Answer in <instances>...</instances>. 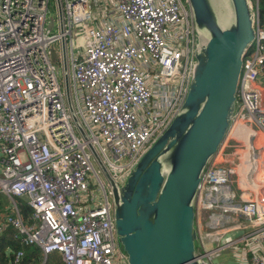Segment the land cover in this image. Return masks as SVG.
<instances>
[{"label": "built area", "instance_id": "obj_1", "mask_svg": "<svg viewBox=\"0 0 264 264\" xmlns=\"http://www.w3.org/2000/svg\"><path fill=\"white\" fill-rule=\"evenodd\" d=\"M252 1L255 39L229 131L246 115L264 134L256 86L264 24L260 0ZM49 3L0 0V194L10 199L9 211H0V237L19 245L7 247L9 264L32 261L24 247L40 250L41 264L53 253L62 264H128L102 167L123 184L182 104L196 63L190 3L55 0L54 14ZM228 134L202 175L195 208L207 228L197 229V250L216 264L238 246L237 264H264V198L242 199L233 189L231 155L223 152ZM15 197L24 198L28 216Z\"/></svg>", "mask_w": 264, "mask_h": 264}, {"label": "water", "instance_id": "obj_2", "mask_svg": "<svg viewBox=\"0 0 264 264\" xmlns=\"http://www.w3.org/2000/svg\"><path fill=\"white\" fill-rule=\"evenodd\" d=\"M189 3L196 63L182 104L123 184L102 167L111 184L118 243L128 264H209L197 250L195 203L202 175L236 112L243 59L255 39L256 9L252 0ZM51 59H56L53 49ZM226 145L235 148L227 164L233 189L242 199L252 198L247 196L248 184L231 166L241 162V151L253 153L251 146L241 150L234 142Z\"/></svg>", "mask_w": 264, "mask_h": 264}, {"label": "rangeland", "instance_id": "obj_3", "mask_svg": "<svg viewBox=\"0 0 264 264\" xmlns=\"http://www.w3.org/2000/svg\"><path fill=\"white\" fill-rule=\"evenodd\" d=\"M49 9H50V11L52 12V14H54V12H55V0H50V3H49ZM54 47L56 48V49H59V47H58V44H55L54 45ZM55 64H56V68H57V74H58V77L59 78H63V68L61 67V65L58 63V61H56L55 62ZM256 82L257 83H264V74H260L258 77H257V79H256ZM242 112V111H241ZM246 119H248L247 118V116L245 115V117H243L242 116V118H241V121L240 122H242L241 123V126H242V130H249L250 131V138H251V140H252V143H251V145L250 146H252L253 145V143L255 144V146L257 147V149H256V151L258 152L257 153V155H255V157L257 156V160H258V163H254V160H253V157H251L250 159H249V170L250 171H252V173H253V175L255 176V177H260L262 180H264V134H261L260 135V131L256 128V125L255 124H251L248 120H246ZM239 122V123H240ZM244 122H246V124H247V126L249 127V128H246V127H244ZM233 130V129H232ZM232 130L231 131H229V134H228V137H229V139H228V137H227V139H228V141L231 143H235L237 146H235V147H237L238 148V146L239 147H241V144H242V146H243V142L241 141V133L237 136V135H234L233 134V132H232ZM244 130V131H245ZM244 135V134H243ZM242 135V136H243ZM227 149V146H226V148L224 149V151ZM233 150H235V148L234 147H230L229 149H228V151H233ZM223 151V152H224ZM254 157V158H255ZM252 162H253V164H252ZM244 177V179H245V181L244 182H247L248 183V181H249V178L247 177V174H246V172H245V175L243 176ZM239 178H240V180H241V176H239ZM243 179V178H242ZM246 180H248V181H246ZM264 183V182H263ZM260 193H263V194H261L260 195V197H264V190H262ZM1 196H2V194H0ZM2 198V200H3V202H4V204H5V206L6 207H8L9 206V202H10V199L8 198V197H1ZM0 198V199H1ZM21 200H23V201H25L24 200V198H22V197H15V201L19 204V205H21ZM204 213L206 212V211H203ZM201 216H202V214L200 213L199 214V218L197 219L198 220V223H197V229L199 230V232H202V231H204L207 227H204V228H202V226L200 225V221H201ZM223 226H227V224H225V225H223ZM228 229V228H227ZM53 255V254H52ZM50 255L49 256V259H48V262L46 263V264H60L59 263V258H58V255ZM43 262V257H41V258H39V260L36 262V264H41Z\"/></svg>", "mask_w": 264, "mask_h": 264}, {"label": "crops", "instance_id": "obj_4", "mask_svg": "<svg viewBox=\"0 0 264 264\" xmlns=\"http://www.w3.org/2000/svg\"><path fill=\"white\" fill-rule=\"evenodd\" d=\"M256 86L261 91L262 103L264 105V83L260 84V83L256 82ZM241 137H242L241 141L243 142L244 149L247 150V148L250 147V146L246 145L244 143V137L243 136H241ZM243 146L241 144V147H239L238 149L241 148V150H242ZM229 148H230V146H227V149L225 150V152H227V153H229V155H231L233 153V151H228ZM250 151H252L253 153H248L247 152L248 154H244V152L241 151V162L237 161L238 163L237 164L234 163L233 166L238 169L240 176L245 175V172H246L247 177L249 178V181L246 180V181H248V190H246L247 196L256 197V196H260L261 194H263V193H260V192L262 190H264V183H263L264 180H262L260 177H255L253 175L252 171L249 170L250 169L249 168V162H250L249 159L251 157H253L254 163H258L257 156L255 157V155H257L258 152L256 151V149H254L252 147H251ZM230 160H231V162L233 161L232 159H230ZM252 164H253V162H252ZM237 200H239L238 196H237ZM4 206H5V204H4ZM204 227H206V226H205V223H204V219H202V228H204ZM232 234H234V233H232ZM239 248L240 247H238V246H233L232 248H229V249L225 250L221 254V256L216 258L215 263L216 264H237L238 257H241L240 256L241 252L239 251Z\"/></svg>", "mask_w": 264, "mask_h": 264}, {"label": "trees", "instance_id": "obj_5", "mask_svg": "<svg viewBox=\"0 0 264 264\" xmlns=\"http://www.w3.org/2000/svg\"><path fill=\"white\" fill-rule=\"evenodd\" d=\"M258 5H259V10H260V12H259L260 13V18H261V20H262V22L264 24V0H260ZM1 197L2 196H0V198ZM21 202H22L21 205H20L21 211H22L23 216L26 217L29 214V208H28V206L26 204V201L21 200ZM8 209H9L8 207L4 206V202H3L2 198H1L0 199V211L7 212V211H9ZM7 232H8V234L11 235L12 232H13V229L10 228L9 230H7ZM9 246H12L14 249L19 248V245H17L14 242V240L12 239L11 236L8 235V236H5V237H3V236L0 237V264H9L10 263L11 255L7 252V247H9ZM24 250L26 251L28 257L33 258L32 261L30 263H28V264H36V262L39 260V258L42 257L40 250H38L36 247H24ZM55 254L58 255L59 263L62 264L61 261H60L59 254L58 253H53V255H55ZM49 256L50 255H48V259H49Z\"/></svg>", "mask_w": 264, "mask_h": 264}, {"label": "bare ground", "instance_id": "obj_6", "mask_svg": "<svg viewBox=\"0 0 264 264\" xmlns=\"http://www.w3.org/2000/svg\"><path fill=\"white\" fill-rule=\"evenodd\" d=\"M241 123L242 122H240V123H238L234 128H233V130H232V132H233V134L234 135H239L240 133L243 135V137H244V143L246 144V145H248V146H250L251 145V143H252V140H251V138H250V131L249 130H242V126H241ZM244 127H246V128H249L248 126H247V124H246V122H244ZM241 135V136H242ZM260 135H261V133H260ZM252 148H254V149H257V147L255 146V144L253 143V145L251 146ZM225 152V151H224ZM225 154H226V157H228L229 156V153H227V152H225ZM233 164H231V166H232ZM233 168H235L234 166H233Z\"/></svg>", "mask_w": 264, "mask_h": 264}]
</instances>
